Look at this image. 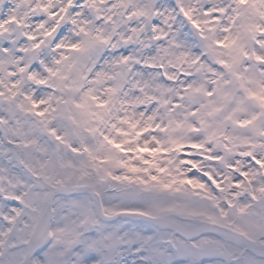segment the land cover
<instances>
[{
	"label": "snow or ice",
	"instance_id": "1",
	"mask_svg": "<svg viewBox=\"0 0 264 264\" xmlns=\"http://www.w3.org/2000/svg\"><path fill=\"white\" fill-rule=\"evenodd\" d=\"M0 264H264V0H0Z\"/></svg>",
	"mask_w": 264,
	"mask_h": 264
}]
</instances>
